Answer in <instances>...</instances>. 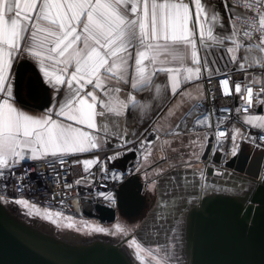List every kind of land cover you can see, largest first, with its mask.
<instances>
[{"label":"snow or ice","instance_id":"snow-or-ice-1","mask_svg":"<svg viewBox=\"0 0 264 264\" xmlns=\"http://www.w3.org/2000/svg\"><path fill=\"white\" fill-rule=\"evenodd\" d=\"M191 2H194L196 10L193 28L190 30L188 21L192 17L189 14V4L169 3V0H164L163 3H157V0H0V94H3L0 97V177L5 175L6 170L15 168L25 159L38 160L51 155L63 165L65 154L84 153L99 147L98 138L95 135L73 128L71 125H62L52 119V113L55 111L57 116H67L68 120L76 123H86L89 129L97 127L95 118L99 116L101 117L100 130L107 133L108 128L104 123V118L109 113L119 117L123 114L121 109H127L129 105L138 106V101L134 96H129L126 101L118 99L114 94L121 93L122 90L118 87H106L100 77L101 70H103L127 83L128 64L132 58L130 49H144L136 52V69L131 83L133 90L151 88L156 72L170 74L174 71L179 74L181 71L180 68H153L150 74L143 64L145 60H149V52L154 53L151 63L155 64V53L160 49L168 51L170 48L175 50L179 46H184L187 50L190 45L192 63L200 65L203 60L204 66L207 67V58L198 57L196 43V28L200 25L201 12L206 9L201 0H190ZM254 5L259 14L258 25L254 17L246 23H251L253 31L264 33V0H253V4L244 6L252 8ZM225 7L227 8L228 5L225 4ZM212 18L218 21L215 9H213ZM238 31L239 29L233 27L231 35L213 37L210 27L208 39L214 40L218 45L222 44L225 39L231 40L235 48H228L226 51L232 53L241 46L236 41ZM244 36L251 37L252 32L245 31ZM199 42L201 46L205 45L202 30ZM248 46L253 47L251 43ZM255 47L264 51V35L261 37V43ZM34 49L40 50L34 51ZM20 53L39 61L38 66L42 79L57 93L62 90L61 86L67 85L65 100L59 103L58 110L54 104L44 116L34 117L18 110L9 102L13 97L10 70L16 56ZM174 59L182 61L183 57H174ZM229 59L237 63L239 69H244V64L239 63L236 58L229 57ZM73 62L74 70L69 74V68ZM49 63L62 66L58 69L61 74L50 72ZM186 71L191 72L192 69L189 68ZM200 71V67L197 66L195 68L197 78H199ZM189 79L185 77L183 82L186 83ZM180 83L181 81L175 80L171 84L173 95L177 94ZM89 85L105 92L109 96L108 101L101 100L92 91H85ZM220 85L225 89V95L230 94L229 79L220 80ZM234 90L241 96L247 92V101H242L245 111L253 106L252 87L242 88L240 83H235ZM155 91L158 97L162 92L161 86L155 85ZM259 95H264V88L257 94ZM185 99V96L181 94V100ZM97 102L100 103L102 109L99 112L96 111ZM180 106L178 104L176 107ZM193 106L199 107L195 101H193ZM139 107L144 109L148 105H139ZM223 111L229 110L224 109ZM173 115V110H169L168 116L171 118ZM208 119V114H203L194 123L210 127L211 125L207 123ZM253 119L264 121V116L248 117L246 123H251ZM180 127L178 122L170 125V134H177ZM216 127L219 128V125ZM117 135L121 136L125 144L128 142L121 132L118 131ZM226 135V132L219 131L216 136L217 143L220 142L221 137H226ZM248 139L252 138L249 136ZM260 139L264 140V135ZM252 142L255 143V140ZM141 143L150 146L153 142L142 141ZM168 143L166 141L165 146H168ZM232 143L231 154L235 156L238 152L236 135L232 136ZM26 149H30V156L25 153ZM122 154L118 153L107 159L115 161ZM81 163L87 172L93 164H98L100 161L97 157ZM102 171L107 173V169H102ZM122 176L123 174L120 173H112L113 179L118 180ZM80 183L81 181H76L77 185ZM154 186L155 181L150 187ZM66 187L70 188L71 185L66 184ZM100 195L108 200L113 199L112 194L101 193ZM12 202L28 207V202L25 200ZM94 230L97 232L110 231L101 227H96ZM117 232H123V229L117 226L112 234Z\"/></svg>","mask_w":264,"mask_h":264},{"label":"crops","instance_id":"crops-1","mask_svg":"<svg viewBox=\"0 0 264 264\" xmlns=\"http://www.w3.org/2000/svg\"><path fill=\"white\" fill-rule=\"evenodd\" d=\"M163 2L164 0H157V3ZM169 3L189 4V14L192 18L188 21V27L191 30L193 28V21L195 20L194 12L196 8L194 2L190 3V0H169ZM201 3L206 11L201 12L200 25L196 28L197 54L198 57L207 58V67L204 66L203 60H201L200 65H194L192 63L190 45L187 50H185L184 46H179L175 50L170 48L168 51L160 49L159 52L155 53V64L151 63V57L154 53L149 52V60H145L143 64L150 74L153 68H180L181 71L179 74L174 71L170 74L167 72H156L153 76L151 88H138L133 90L131 83L136 69V52L138 50L143 51L144 49L132 48L129 50L132 53V58L129 60L128 64L127 83L118 80L116 77L111 76V74L103 70H101L100 73L101 82L105 84L106 87H118L122 90L121 93L114 94L118 99L126 101L129 96H134L136 101H138V106L129 105L127 109H121L120 111L123 113L121 116L117 117L109 113L104 118V123L108 128L107 133L100 130L101 117L99 116L95 118L97 127L89 129L86 123H76L75 121L68 120L67 116H57L55 111L52 113V119L57 120L62 125H71L73 128H78L98 138L100 146L96 149L84 153L65 154L79 156L81 161L94 160L97 158L98 152L113 147L116 144L117 138L120 137V135H117L118 131L124 134L126 139L138 138L149 129V123L153 120L154 128L149 130L151 136L144 140L152 141L153 143L150 146L141 143L138 149L139 155L142 158L141 165H143L140 169L145 173L146 180L148 182H152L153 180L156 181L155 192H153V188L151 189V185L145 183L146 187L148 186L146 191L151 197L155 196L157 192V197L159 200L161 199V202L166 201L170 204H176L181 199L178 208L185 209L183 215L186 214L188 208L193 203L199 201V198L203 194L221 192L238 195L234 191L230 193L228 191H221L220 189L215 190L212 188L213 185L214 187L217 184L226 186L233 178H241L242 181H245V183L242 182L241 186L244 185L245 187L246 183L252 182L244 174L237 173L228 166L222 170L214 171V175L212 176H208L207 174V168L205 166L206 160H203L202 157L208 142L209 132L203 128V126L194 123L196 121L194 116L188 115L193 108V101L197 103L205 96L206 89L203 78L207 75L221 73L231 67L239 68L238 64L233 63L229 57L236 58L239 63L244 64L245 67L264 65V51L255 47V45L258 44L256 42L251 43L253 47H249V43L244 41L239 31L236 36V41L241 46L232 53L226 51L228 48H235V44H233L231 40L225 39L222 44L218 45L214 40L208 39V29L210 27L212 28L213 37L228 36L231 35L233 27L238 29L233 22V18L243 13L239 7L229 5L226 8L223 4L213 0H201ZM213 9H215L217 13L218 21H214L212 18ZM201 30L202 34L205 36L204 46H201L199 42ZM169 34L171 33L169 32ZM80 46H82V44ZM39 50L40 49H34V51ZM174 57H183V60L174 59ZM46 63L48 62L46 61ZM38 65V60L30 58L24 53H20L16 56L10 70V77L13 84V97L9 102L18 110H22L26 114L34 117L44 116L47 110L54 104L56 110H58L59 103L65 100L68 91L66 84L61 86L62 90L59 91V93L50 85H46L42 79V74ZM197 66L201 69L199 78H197V73L195 72ZM59 67L62 66L49 63L50 72L61 74L58 71ZM189 68L192 69L191 72L186 71V69ZM73 70L74 62L69 68V74ZM26 71L32 72L41 86L43 96L42 100L37 104L24 97ZM170 76L172 78L171 80ZM185 77L190 78L186 83L183 82ZM65 79H67V77H65ZM175 80H179L181 83L179 84L177 94L173 95L171 92V84ZM155 85H160L162 88V92L158 97L155 91ZM85 91L94 92L96 96L105 102L109 99V96L105 92H102L100 89H95L92 85L87 86ZM181 94L186 98L183 101L181 100ZM2 96L3 94H0V97ZM89 102H91V100H89ZM145 104L148 105L147 108L141 109L139 107V105ZM178 104L181 105L179 108L176 107ZM101 110V105L97 102L96 111L99 112ZM104 110L107 111L106 109ZM169 110H173L174 113L171 118L168 116ZM261 116H264V112L258 109L250 115L239 117L234 128V135L237 136L238 142V152L236 155L240 152L247 154L250 157L249 163L252 162V158L255 156L264 155V151L261 148L255 147V144L241 140L242 127L246 124L260 132L264 131V121L253 119L251 123H246V118L248 117ZM177 122L181 125L180 130L177 134L172 135L170 134V125H174ZM117 125L118 127H116ZM166 141L169 142L168 146H165ZM85 146L87 147V145ZM25 153L30 156V149H26ZM37 155L39 156V152ZM231 156L233 157L232 154ZM26 160L33 159H25L23 161ZM130 164L129 162L128 165ZM161 169L163 171H160ZM263 174L264 161L262 165V175ZM206 187H209V189L207 190Z\"/></svg>","mask_w":264,"mask_h":264},{"label":"water","instance_id":"water-1","mask_svg":"<svg viewBox=\"0 0 264 264\" xmlns=\"http://www.w3.org/2000/svg\"><path fill=\"white\" fill-rule=\"evenodd\" d=\"M25 81L24 97L39 103L43 94L37 78L26 71ZM212 149L213 135L210 134L203 160L219 161V153H213ZM135 156L136 153L131 152L128 158ZM249 159L247 154L240 152L231 157L227 166L250 179L254 184L251 188L239 195L203 194L187 212L185 253L189 264H264V155L255 156L250 163ZM126 166L124 162L125 169ZM207 174L214 175L213 168H207ZM144 189L139 176L126 179L117 190L119 210L128 215L138 213L144 205ZM87 215L113 220L116 213L112 207L97 205L96 212ZM0 264L134 263L122 243L67 242L20 219L0 199Z\"/></svg>","mask_w":264,"mask_h":264},{"label":"built area","instance_id":"built-area-1","mask_svg":"<svg viewBox=\"0 0 264 264\" xmlns=\"http://www.w3.org/2000/svg\"><path fill=\"white\" fill-rule=\"evenodd\" d=\"M225 6V4L237 6L242 10V14L234 16L233 22L239 29V33L247 43H261L264 33L253 31L250 21L255 18L258 25L259 14L256 6L246 8L244 5L253 4V0H213ZM252 32L251 37H245L244 32ZM229 79L228 91L220 85V80ZM206 93L202 100L196 104L188 115L194 116L195 120L203 114H208L207 123L211 125L203 126L209 135H213L212 152L219 153V161L206 160V168H213L214 171L222 170L231 159L232 136L239 117L250 115L258 109L264 112V95L257 96L264 88V66L254 65L239 69L235 67L203 78ZM240 83L241 87H252L253 98L252 107L244 110L242 101H247L248 94L244 92L241 96L235 93L234 85ZM224 109L229 111L225 112ZM239 109V111H237ZM219 125V128L216 126ZM219 131L227 133L226 137H221L217 143L216 136ZM264 131L260 132L250 125L244 124L242 127L241 140L264 151V140L260 137ZM151 136L149 129L136 139H127L125 144L121 136L117 138L113 147L107 148L97 153L100 163L93 164L87 172L81 163V158L76 155H64L63 165L59 161L48 156L41 160L22 161L15 168L6 170L5 175L0 177V197L2 200L17 198L27 201L29 204L45 207L59 215L88 216V212H96L97 205L108 207L115 206L117 192L116 188L130 177L132 169L136 167L138 149L142 141ZM252 139H248V137ZM255 140V143L252 141ZM131 152H135V158H128ZM123 153L115 161H108V157ZM108 161V163H106ZM51 162V163H50ZM124 162H130L129 171L123 167ZM107 169V173L102 171ZM127 171L129 173H127ZM112 173L123 174L121 179H113ZM264 176V174H263ZM81 181L79 185L76 181ZM71 185L70 188L66 187ZM101 193L112 194L113 199L108 200L101 197ZM14 195L15 197H11Z\"/></svg>","mask_w":264,"mask_h":264},{"label":"rangeland","instance_id":"rangeland-1","mask_svg":"<svg viewBox=\"0 0 264 264\" xmlns=\"http://www.w3.org/2000/svg\"><path fill=\"white\" fill-rule=\"evenodd\" d=\"M153 128L154 121L152 120L149 123V130ZM137 158L138 162L136 167L132 169L130 177L137 175L142 180L145 188V201L142 209L134 215H128L119 210L118 197L116 198L117 204L112 206L116 213L113 220H100L90 216L57 215L42 206L28 203V207H25L13 203L14 200H21L17 198L2 201L20 219L67 242L87 244L101 240L122 243V248L134 264H188L183 252L186 242V215H183L185 209L178 208L181 199L176 204H170L166 201L161 202V199L159 200L157 197V192L155 196L151 197L146 191L148 186L146 187L145 183L152 185L154 180L152 182L146 180L145 173L140 169L143 166L141 165L142 158L140 155ZM242 182L245 183L241 178H233L226 186L217 184L215 187L213 185L212 188L230 193L234 191L239 195L243 190L254 185L252 182H248L245 187L244 185L241 186ZM121 184L117 186L116 192ZM209 187H206V189L208 190ZM151 189L155 192L156 181L155 186ZM117 226L122 228L123 232L112 234ZM96 227L109 229L110 231L97 232L94 230Z\"/></svg>","mask_w":264,"mask_h":264},{"label":"bare ground","instance_id":"bare-ground-1","mask_svg":"<svg viewBox=\"0 0 264 264\" xmlns=\"http://www.w3.org/2000/svg\"><path fill=\"white\" fill-rule=\"evenodd\" d=\"M129 166H130V165H128V164H127V166H126V168H127L128 171H129V168H130ZM128 171H127V173H129ZM198 202H199V201H198ZM198 202L193 203V204L188 208V211H187V212L189 213V210H190L193 206H195V204H197ZM187 212H186V214H187ZM11 213H12V212H11ZM13 214H14V213H13ZM186 214H185V215H186ZM183 252H184V254H185V256H186V253H185V252H186V244H185V247H184ZM186 257H187V256H186ZM187 261H188V260H187ZM188 264H189V262H188Z\"/></svg>","mask_w":264,"mask_h":264}]
</instances>
